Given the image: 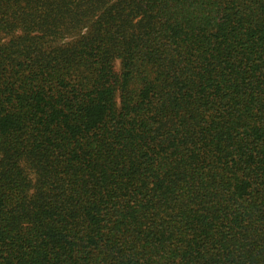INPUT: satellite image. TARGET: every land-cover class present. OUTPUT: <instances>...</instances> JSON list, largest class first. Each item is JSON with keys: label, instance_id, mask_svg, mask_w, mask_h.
Listing matches in <instances>:
<instances>
[{"label": "trees", "instance_id": "trees-1", "mask_svg": "<svg viewBox=\"0 0 264 264\" xmlns=\"http://www.w3.org/2000/svg\"><path fill=\"white\" fill-rule=\"evenodd\" d=\"M0 264H264V0H0Z\"/></svg>", "mask_w": 264, "mask_h": 264}, {"label": "rangeland", "instance_id": "rangeland-1", "mask_svg": "<svg viewBox=\"0 0 264 264\" xmlns=\"http://www.w3.org/2000/svg\"><path fill=\"white\" fill-rule=\"evenodd\" d=\"M116 68H117V70L120 69V62L119 61L116 62Z\"/></svg>", "mask_w": 264, "mask_h": 264}]
</instances>
